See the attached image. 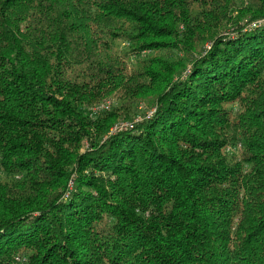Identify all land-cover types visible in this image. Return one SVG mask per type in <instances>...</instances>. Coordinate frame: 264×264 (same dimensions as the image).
Wrapping results in <instances>:
<instances>
[{
  "label": "trees",
  "instance_id": "1",
  "mask_svg": "<svg viewBox=\"0 0 264 264\" xmlns=\"http://www.w3.org/2000/svg\"><path fill=\"white\" fill-rule=\"evenodd\" d=\"M0 264H264V0H0Z\"/></svg>",
  "mask_w": 264,
  "mask_h": 264
},
{
  "label": "rangeland",
  "instance_id": "2",
  "mask_svg": "<svg viewBox=\"0 0 264 264\" xmlns=\"http://www.w3.org/2000/svg\"><path fill=\"white\" fill-rule=\"evenodd\" d=\"M113 44H114V46L116 48L129 47L128 43L124 42L121 39H115ZM149 54H151V53L143 52L141 55L135 56L134 58H132L130 60V65L129 66L138 68L140 66V59L142 57H144V56L149 55ZM100 107H104V105H101ZM146 109H147L146 107L142 108V109H139V112L135 116L136 119L134 121L139 120L143 116V114L145 113ZM122 122H126V121H122ZM242 154H243V146L240 143H235L234 145L229 147V156H230L231 159L239 160Z\"/></svg>",
  "mask_w": 264,
  "mask_h": 264
},
{
  "label": "built area",
  "instance_id": "3",
  "mask_svg": "<svg viewBox=\"0 0 264 264\" xmlns=\"http://www.w3.org/2000/svg\"><path fill=\"white\" fill-rule=\"evenodd\" d=\"M152 113H153V111H150L149 115L152 114ZM130 125L131 124H129V122H120V123L116 124L115 127H113L112 131L113 130H117V129H119V130L120 129H125V128H127Z\"/></svg>",
  "mask_w": 264,
  "mask_h": 264
}]
</instances>
